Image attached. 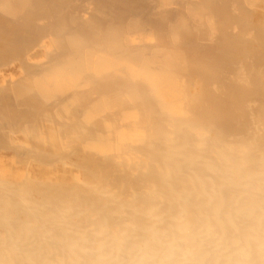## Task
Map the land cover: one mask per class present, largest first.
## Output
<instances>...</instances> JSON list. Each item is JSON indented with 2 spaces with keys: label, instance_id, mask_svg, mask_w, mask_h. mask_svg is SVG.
<instances>
[{
  "label": "bare ground",
  "instance_id": "6f19581e",
  "mask_svg": "<svg viewBox=\"0 0 264 264\" xmlns=\"http://www.w3.org/2000/svg\"><path fill=\"white\" fill-rule=\"evenodd\" d=\"M0 264H264V0H0Z\"/></svg>",
  "mask_w": 264,
  "mask_h": 264
}]
</instances>
